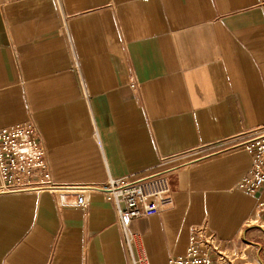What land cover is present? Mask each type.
I'll use <instances>...</instances> for the list:
<instances>
[{
	"label": "crops",
	"instance_id": "0c3cea01",
	"mask_svg": "<svg viewBox=\"0 0 264 264\" xmlns=\"http://www.w3.org/2000/svg\"><path fill=\"white\" fill-rule=\"evenodd\" d=\"M30 121L59 185L169 178L173 207L132 223L151 264L204 224L264 264V187H239L264 126V0H0V129ZM85 192L1 194L0 264H130L115 206Z\"/></svg>",
	"mask_w": 264,
	"mask_h": 264
},
{
	"label": "built area",
	"instance_id": "2783aa9c",
	"mask_svg": "<svg viewBox=\"0 0 264 264\" xmlns=\"http://www.w3.org/2000/svg\"><path fill=\"white\" fill-rule=\"evenodd\" d=\"M254 135V140L246 147L253 156V165L239 184L250 194L264 187V126ZM0 179V195L49 192L62 196L75 193L76 206L81 208L88 206L85 191L104 194L118 213L130 264H151L143 235L132 230L133 221L157 215L175 203L171 182L165 176L140 182L110 178L105 185L84 190L57 184L50 170L46 146L33 121L0 129ZM228 253L204 224L192 229L186 254L171 258L170 264H235V255Z\"/></svg>",
	"mask_w": 264,
	"mask_h": 264
},
{
	"label": "rangeland",
	"instance_id": "374dc122",
	"mask_svg": "<svg viewBox=\"0 0 264 264\" xmlns=\"http://www.w3.org/2000/svg\"><path fill=\"white\" fill-rule=\"evenodd\" d=\"M228 254H230V255H231V253H228Z\"/></svg>",
	"mask_w": 264,
	"mask_h": 264
}]
</instances>
